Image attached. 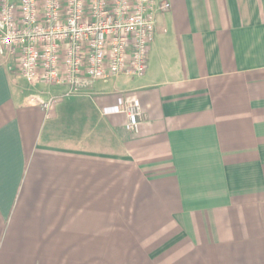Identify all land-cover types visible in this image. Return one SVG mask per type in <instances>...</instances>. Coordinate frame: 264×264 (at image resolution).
I'll return each instance as SVG.
<instances>
[{"label":"crops","instance_id":"obj_1","mask_svg":"<svg viewBox=\"0 0 264 264\" xmlns=\"http://www.w3.org/2000/svg\"><path fill=\"white\" fill-rule=\"evenodd\" d=\"M159 1L143 76L64 97L0 56V264H264V0Z\"/></svg>","mask_w":264,"mask_h":264},{"label":"built area","instance_id":"obj_2","mask_svg":"<svg viewBox=\"0 0 264 264\" xmlns=\"http://www.w3.org/2000/svg\"><path fill=\"white\" fill-rule=\"evenodd\" d=\"M171 5L159 0H0V56L16 59L28 83L66 88L78 96L94 82L143 76L157 16ZM54 98L42 103L53 108ZM125 130L137 131L138 100H124Z\"/></svg>","mask_w":264,"mask_h":264}]
</instances>
